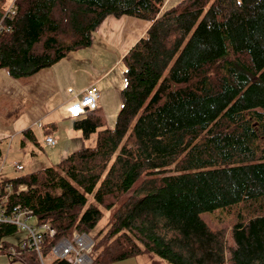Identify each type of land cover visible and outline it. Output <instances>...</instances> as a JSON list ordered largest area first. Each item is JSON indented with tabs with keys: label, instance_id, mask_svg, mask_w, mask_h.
<instances>
[{
	"label": "trees",
	"instance_id": "1",
	"mask_svg": "<svg viewBox=\"0 0 264 264\" xmlns=\"http://www.w3.org/2000/svg\"><path fill=\"white\" fill-rule=\"evenodd\" d=\"M164 6L0 0V68L14 79L90 47L108 17L150 23L122 59L115 126L101 107L86 112L74 127L85 138L97 133L94 147L3 181L14 188L9 209L21 206L56 230L43 234L44 259L59 239L85 233L95 242L92 264L140 256L133 238L170 264H264V0ZM24 136L35 140L31 130ZM20 185L26 189L16 193ZM124 197L107 229L95 233L102 209ZM19 231L0 224V254L27 238L8 239ZM13 261L40 264L30 247Z\"/></svg>",
	"mask_w": 264,
	"mask_h": 264
},
{
	"label": "rangeland",
	"instance_id": "2",
	"mask_svg": "<svg viewBox=\"0 0 264 264\" xmlns=\"http://www.w3.org/2000/svg\"><path fill=\"white\" fill-rule=\"evenodd\" d=\"M11 1L7 0V3H11ZM179 1L181 0H165L164 8H170ZM112 18L114 17H108L105 23L93 33V42L90 47L70 53L66 58L54 64L53 67L57 76V84L60 86L62 79L66 80H63L64 85L59 87L56 99L73 94L71 93L72 89L76 90L78 86L107 73L106 76L108 78L105 82H108L111 88L109 93L104 95L105 106L103 107V111L107 120V126L111 128L115 126L117 116L122 108L120 86L122 83L125 85V67L122 62V55L140 39L138 38L140 31L138 25L126 21L118 26L115 24L110 26ZM139 22V24H144L145 21L140 20ZM75 69H85L87 74L81 73L79 79L75 75V77L71 78V70ZM69 82L72 84L71 86L68 85ZM35 90L41 94L45 93L42 86L36 87ZM30 99L28 97L25 101L17 103V100L12 101L4 95L0 97V107H9L12 112L23 114L25 108L29 105ZM65 111V107L56 106L54 117L57 119V128L51 127V124L48 122V134L52 135L56 140V144L53 146L46 143V135H44L43 129L40 126L41 131L38 127V129H34L35 140L29 136L14 135L12 139L10 136L8 139L2 141L3 155L0 158V169L2 166L3 169L0 175L1 179L5 178V180H8V178L30 174L47 167L55 166L73 152L96 145L97 133H93L89 138H85L82 132L74 127L75 120L66 117ZM14 163L23 165L24 169L21 171L16 170L13 166ZM124 199L125 197L111 209H102L103 218L96 227L95 233L107 229L111 215ZM27 223L29 226H33L36 225V220L32 218ZM27 235L26 231L20 230L8 239L13 242L24 239ZM133 239L141 247L142 254L111 264H170L151 251H148L137 238ZM143 242L145 241L143 240ZM230 242H232L231 239ZM49 261L50 259L46 261V264H50ZM0 264L23 263L15 261L11 263L8 256L0 255Z\"/></svg>",
	"mask_w": 264,
	"mask_h": 264
},
{
	"label": "crops",
	"instance_id": "3",
	"mask_svg": "<svg viewBox=\"0 0 264 264\" xmlns=\"http://www.w3.org/2000/svg\"><path fill=\"white\" fill-rule=\"evenodd\" d=\"M110 21V26L114 24L118 26L126 21L131 22L134 25H138L140 28L138 38H141L150 26L149 22L145 21L144 24H139L140 19L130 16H124L121 18L114 17ZM111 35H113V33H111ZM128 51L129 49L125 51L122 56L124 57ZM53 67L54 65L40 71L34 76L20 79L12 78L6 69L0 68V97L6 95L12 101L17 100V103L22 102L23 100L25 101L28 97L31 98L29 100V105L25 108L23 114L12 112L9 107H0V140L3 141L8 139L10 136L12 139L14 135H24L26 130H31L34 134V129L39 128V123H42V126L40 127L43 129L44 135H50L48 134V122L51 124V127L57 128V119L54 117L56 106L65 107L66 117H69L68 107L70 108L74 103L79 101V99H81V97L85 94L86 90L90 87H95L100 91L98 107L103 109L105 106L104 95H107L111 88V85L108 82H105L108 78V76H106L107 73L97 77L96 79L89 80L86 84L78 86L77 88L75 87L76 90L70 89L73 94L65 95V97L56 99V93H58L59 87L64 85L63 80H66L62 79L59 86L57 84L58 81L56 72H54L55 70ZM81 73L84 75L87 74L85 69L71 70L70 77L72 78L76 76L79 79V75ZM68 85L71 86L72 84L69 82ZM39 86L43 87V90L45 91L44 94H41L40 92L38 93L35 90V88ZM121 86L120 90H122L125 86L124 83H122ZM83 116L84 115H82L81 118ZM2 180H5V178Z\"/></svg>",
	"mask_w": 264,
	"mask_h": 264
},
{
	"label": "built area",
	"instance_id": "4",
	"mask_svg": "<svg viewBox=\"0 0 264 264\" xmlns=\"http://www.w3.org/2000/svg\"><path fill=\"white\" fill-rule=\"evenodd\" d=\"M100 98V91L91 87L86 90L84 96L69 108L70 118H76L80 115L94 111L98 107V100ZM41 126V124H39ZM46 143L50 146L56 144V140L52 136H47ZM16 170L24 169L23 165L14 163ZM3 166L0 169V175ZM26 189V186L20 185L16 189V193ZM14 193L12 184L6 182L0 177V224L9 223L18 227L20 230L28 233L27 238L23 240L18 246H9L3 255L8 256L9 260H14L18 257L20 251L26 250L28 247L33 248L40 258V264H46V259L42 257L41 248L43 245V234L50 237L56 236V230L50 224H39L29 226L28 221L33 217L28 211L16 206L9 209L7 201ZM94 240L88 234L74 233L71 238L63 237L59 239L51 249L50 261L55 259L67 260L69 264H92L90 254L94 247ZM3 245H0V251ZM2 255V254H0Z\"/></svg>",
	"mask_w": 264,
	"mask_h": 264
}]
</instances>
